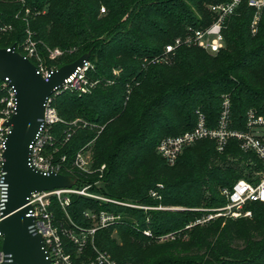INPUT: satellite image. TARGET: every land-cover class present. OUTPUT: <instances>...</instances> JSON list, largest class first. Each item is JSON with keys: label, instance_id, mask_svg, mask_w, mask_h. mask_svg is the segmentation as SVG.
Here are the masks:
<instances>
[{"label": "trees", "instance_id": "16d2710c", "mask_svg": "<svg viewBox=\"0 0 264 264\" xmlns=\"http://www.w3.org/2000/svg\"><path fill=\"white\" fill-rule=\"evenodd\" d=\"M223 1L0 0V26L12 25L11 31L0 30V48L23 43L29 26L33 38L65 50L56 67L86 53L94 64L88 77L100 81L90 92L66 89L53 99L63 119L51 128L57 148L53 158L65 157L60 172L76 180L73 188L89 186L103 198L140 205L180 207L126 208L134 212V219L97 229L76 256L78 247L67 235L69 230L93 228L88 211L120 213L125 207L71 193L64 208L52 196L54 223L66 251L78 262L94 259L99 250L117 264H264V202L246 204L251 217L195 223L209 212L203 208L228 202L224 189L239 179L251 180L262 168L257 156L244 152L237 139H230L222 153L213 140L202 139L186 148L172 166L157 151L164 137L196 125L197 110L210 126H217L225 96L230 99L234 129L245 128L250 108L264 112V18L253 34L250 9L229 20L226 46L217 54L181 45L167 61L152 62L164 54L167 44L186 37L190 27H207L213 21L209 5ZM92 141L91 164L84 172L75 160ZM236 156H250L253 162L244 168L229 160ZM97 182L102 184L95 186ZM168 233L175 237L154 238Z\"/></svg>", "mask_w": 264, "mask_h": 264}, {"label": "built area", "instance_id": "2783aa9c", "mask_svg": "<svg viewBox=\"0 0 264 264\" xmlns=\"http://www.w3.org/2000/svg\"><path fill=\"white\" fill-rule=\"evenodd\" d=\"M23 1L24 0H15ZM244 9L253 11L251 20V31L253 34L257 33L260 23L264 18V0H226L220 3H213L209 5V10L213 15V21L204 28H189L186 37H178L173 43H169L165 47L164 54L153 58L152 62L167 61L168 54L181 45L198 46L208 51L211 54H217L225 48L224 30L227 28L229 20L241 13ZM29 12V11H28ZM101 12L105 13V7L101 8ZM25 53L31 61L34 59L37 64V70L46 81L49 79V71L57 68L56 66L47 67L37 54L35 42L32 39V32L27 29L26 42L24 44ZM53 57L60 54L59 50L52 52ZM94 68V64L88 58L84 61L83 66L65 79L64 83L55 89V92L48 98L46 102V109L42 119L44 125L41 129L40 135L31 144V153L29 162L30 165L44 172L56 171L60 172L62 166L60 161H55L53 153L57 151L54 147V138L51 133V128L54 124L62 122L56 107L53 105L54 96L66 89L77 91L79 94L90 92L93 87L99 83V79H90L88 71ZM230 99L228 96L224 97L223 109L220 115L217 126L212 127L208 124L206 115L197 110V123L187 131L177 135H170L164 137L157 146V151L164 158L169 165H174L184 150L202 139L213 140L218 151H224L230 139H237L240 148L246 153H253L262 162V168L256 171L251 176V180L242 178L237 180L231 188L224 189L223 193L227 196L228 202L216 208H203L209 211L202 219H198L195 223H205L217 217L224 218H240L252 216L251 209H245L248 202L261 201L264 202V112H260L256 108H250L246 114V123L244 129H234L231 127L230 117ZM17 100L16 89L12 86L8 79H0V222L4 218V210L8 200V184L5 181L6 171L4 170V151L6 149V141L11 126L6 125V121L12 117L16 112ZM76 166L82 170L87 171L89 168L86 157L79 152L75 160ZM105 165L102 166L104 168ZM63 191H72L71 189H57L52 191L34 192L28 197V203L31 209L27 215L34 217V224L31 230L43 236L47 250L49 251L51 264H117L111 255L104 251H97V255L90 261L78 262L75 257L67 252L62 237L54 223V217L49 207L51 204V197L56 196L61 205L65 208L69 204L68 197H61ZM84 193L80 191H74ZM156 196V192H153ZM107 201L119 203L117 200L102 198ZM91 218L95 219L97 225L89 229L87 233H83L85 237L93 236L97 229L107 227L118 219L120 215L108 211H101L98 214L86 213ZM145 234L152 236L151 231L146 230ZM67 235L70 239L78 245V252L76 256L83 251L86 239L79 241L73 231H69ZM170 235H164L162 240L169 238ZM173 237V236H171ZM2 233L0 231V242L2 246ZM9 254H5L0 249V263L11 262Z\"/></svg>", "mask_w": 264, "mask_h": 264}, {"label": "water", "instance_id": "95a60500", "mask_svg": "<svg viewBox=\"0 0 264 264\" xmlns=\"http://www.w3.org/2000/svg\"><path fill=\"white\" fill-rule=\"evenodd\" d=\"M88 58L89 55L84 54L71 63L51 69L46 81L36 65L17 51L15 44L0 48V79H8L15 87L17 100L16 112L6 121V125L11 126L3 155L8 200L0 222L2 250L11 256V262L0 264H51L42 234L31 230L34 217L27 215L31 206L25 205L32 193L69 189L75 179L31 166L30 146L44 125L42 119L48 98Z\"/></svg>", "mask_w": 264, "mask_h": 264}, {"label": "rangeland", "instance_id": "374dc122", "mask_svg": "<svg viewBox=\"0 0 264 264\" xmlns=\"http://www.w3.org/2000/svg\"><path fill=\"white\" fill-rule=\"evenodd\" d=\"M8 1H15V0H8ZM19 2H22L23 1H19ZM105 5H103L102 7H104ZM101 7V8H102ZM106 7V6H105ZM30 11L29 9H27L26 13L28 14ZM109 11V10H108ZM46 12V8H44V10L42 11V13H45ZM127 17V15L124 16V19ZM29 28V26L27 27V29ZM30 29V28H29ZM0 30L1 31H11L12 30V25L11 24H4L2 26H0ZM32 32V31H31ZM33 41L35 42V46H36V49H37V54L39 55V57H41V60L43 61V63H45V65L47 67H51V66H55L56 64H58L60 61H61V57H63L64 53H65V50H63L62 48L60 47H50L46 42L42 41V40H38V39H35L33 38ZM26 40L21 43L19 46H21L23 48V51H25V48H24V44H25ZM17 45V43H15ZM23 45V46H22ZM17 45V47H19ZM56 50H59L60 51V54H58L57 56L53 57V54L52 52L53 51H56ZM89 55V53H86ZM84 55V54H83ZM82 56V55H81ZM58 68V67H57ZM116 71V70H114ZM60 116V115H59ZM61 118V116H60ZM62 119V118H61ZM75 122H78V120H75ZM92 144H93V141L88 143L85 147H83L80 152H82V154L86 157L87 161H88V165L90 166L91 164V158H92ZM186 150V149H185ZM218 151V150H217ZM219 153H222V151H218ZM184 152L181 154L183 155ZM230 161H239L241 165H243V167L245 168L246 167V164H251L253 162V159L252 157L250 156H243L242 158H239V156H236V157H231L229 159ZM248 169H246V172L249 173V171H247ZM76 184V180H75V183L74 185ZM102 183L101 182H97L95 183L94 185L95 186H100ZM73 185V186H74ZM73 186L69 189H71L72 191H63L62 194H61V197L64 198V197H68L69 198V194L71 193H78V192H74V191H80L82 192L84 190V193H78V194H81V195H85V196H90V197H94V198H103L102 196L96 194L95 192H90L88 190L89 186H85L84 188H81V189H75L73 188ZM224 191V190H223ZM222 191V192H223ZM153 194V193H152ZM114 200V199H113ZM119 201V200H117ZM120 205H124L125 209H119L121 210L120 213H115L114 214H118L121 216L120 219H134V217H136V215L134 214L133 211H131L130 209L127 210L126 208H133V209H137V208H144L145 210L147 209H159V210H172V209H179L180 207H174V206H164V205H158V206H146V205H140V204H137L135 202H125V201H119ZM89 213H93L92 211H88ZM113 213V212H112ZM251 217V216H250ZM118 219V220H120ZM94 220V226L97 225V222ZM117 220V221H118ZM116 223V222H114ZM113 223V224H114ZM110 226V225H109ZM108 227V226H107ZM70 231V230H69ZM72 231V230H71ZM150 231V230H149ZM76 235V237L78 238L79 241H82L83 239H86L87 241V237H85L83 235V233H79V232H76V231H73ZM82 232H85L87 233V231H82ZM117 230H114V233H113V236L116 237L117 236ZM170 235L169 238L167 239H164V240H169V239H173L175 237V234L174 233H168ZM164 235H161L159 237V239L157 237H154L155 240H158V241H164L161 239V237H163ZM173 236V237H171ZM78 246V245H77Z\"/></svg>", "mask_w": 264, "mask_h": 264}]
</instances>
